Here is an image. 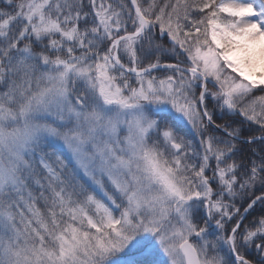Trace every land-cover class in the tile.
I'll return each mask as SVG.
<instances>
[{"label":"snow or ice","instance_id":"snow-or-ice-1","mask_svg":"<svg viewBox=\"0 0 264 264\" xmlns=\"http://www.w3.org/2000/svg\"><path fill=\"white\" fill-rule=\"evenodd\" d=\"M0 264H264V0H0Z\"/></svg>","mask_w":264,"mask_h":264}]
</instances>
